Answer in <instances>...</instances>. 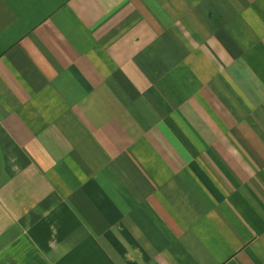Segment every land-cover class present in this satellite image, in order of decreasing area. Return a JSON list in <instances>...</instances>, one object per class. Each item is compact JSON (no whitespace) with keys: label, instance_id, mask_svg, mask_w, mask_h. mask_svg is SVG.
<instances>
[{"label":"crops","instance_id":"1","mask_svg":"<svg viewBox=\"0 0 264 264\" xmlns=\"http://www.w3.org/2000/svg\"><path fill=\"white\" fill-rule=\"evenodd\" d=\"M0 264H264V0H0Z\"/></svg>","mask_w":264,"mask_h":264}]
</instances>
